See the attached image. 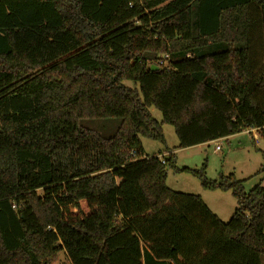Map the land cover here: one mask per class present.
Listing matches in <instances>:
<instances>
[{"label": "trees", "instance_id": "1", "mask_svg": "<svg viewBox=\"0 0 264 264\" xmlns=\"http://www.w3.org/2000/svg\"><path fill=\"white\" fill-rule=\"evenodd\" d=\"M263 59L264 0H0V264H260L264 187L141 137L263 130ZM86 118L119 123L106 137ZM168 169L231 191L228 221Z\"/></svg>", "mask_w": 264, "mask_h": 264}, {"label": "rangeland", "instance_id": "2", "mask_svg": "<svg viewBox=\"0 0 264 264\" xmlns=\"http://www.w3.org/2000/svg\"><path fill=\"white\" fill-rule=\"evenodd\" d=\"M259 59V52H257L256 60ZM125 84L133 85L130 81H125ZM149 110L153 118L161 122V112L153 107ZM118 123V119L80 120L82 126L106 137L114 133ZM162 131L164 142L141 137L145 155L157 154L168 148L175 154V165L178 169H199L205 163V175L210 180H216L220 175L233 173L236 179L242 180L245 191L257 184L264 187V128L263 130H244L227 139H221V148L218 151H214L216 142L178 148V138L173 126L162 123ZM166 185L174 191L199 195L208 208L224 222L228 221L236 207V200L231 191L205 189L201 186L199 179L189 172L168 169ZM37 193L42 192L37 190ZM67 263L64 252H61L55 264ZM260 264H264V253L261 255Z\"/></svg>", "mask_w": 264, "mask_h": 264}, {"label": "built area", "instance_id": "3", "mask_svg": "<svg viewBox=\"0 0 264 264\" xmlns=\"http://www.w3.org/2000/svg\"><path fill=\"white\" fill-rule=\"evenodd\" d=\"M160 62H162V61H160ZM220 148H221L220 141L217 140L216 144H215V147H214V150L218 151V150H220Z\"/></svg>", "mask_w": 264, "mask_h": 264}, {"label": "crops", "instance_id": "4", "mask_svg": "<svg viewBox=\"0 0 264 264\" xmlns=\"http://www.w3.org/2000/svg\"><path fill=\"white\" fill-rule=\"evenodd\" d=\"M252 130H254V129H252ZM221 140V139H220ZM219 140V141H220ZM213 142H216V141H213ZM212 142H208V143H203V144H199V145H205V144H211ZM214 151H216V150H214ZM207 205V204H206ZM208 206V205H207Z\"/></svg>", "mask_w": 264, "mask_h": 264}, {"label": "water", "instance_id": "5", "mask_svg": "<svg viewBox=\"0 0 264 264\" xmlns=\"http://www.w3.org/2000/svg\"><path fill=\"white\" fill-rule=\"evenodd\" d=\"M151 69H157V67L152 65V66H151Z\"/></svg>", "mask_w": 264, "mask_h": 264}]
</instances>
